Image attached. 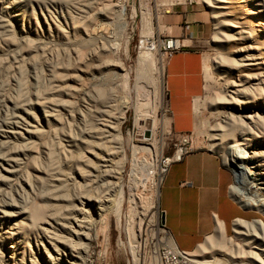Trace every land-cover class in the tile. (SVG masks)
Returning a JSON list of instances; mask_svg holds the SVG:
<instances>
[{
	"label": "rangeland",
	"instance_id": "374dc122",
	"mask_svg": "<svg viewBox=\"0 0 264 264\" xmlns=\"http://www.w3.org/2000/svg\"><path fill=\"white\" fill-rule=\"evenodd\" d=\"M83 1L90 5L87 14L80 12ZM112 2L118 5L124 3L126 6L128 14L125 16L126 27L124 30H119L120 28L115 26H107L105 22L110 19L102 14H99L97 20L87 21L92 14L102 10L105 0H19L18 7L22 13L26 14L24 19L13 22L11 30L0 29V98L6 96L18 100L20 104L29 105L31 101L35 100V96L41 98L46 94L49 95L48 92L50 87L52 88V80L56 72L60 71L65 74L69 67L74 66L75 58L78 55H83L89 72L98 78L96 83L89 82L91 78L89 81L86 79L80 86L87 87L88 92L95 98L96 107L102 108L104 103L112 102L116 104L115 106L118 105L115 107L112 104L114 115L120 116L124 113V121L120 130L121 135L125 139L127 138L128 145H125V149L123 148L125 155L122 152L119 155L120 158H117V160L123 161L122 163L119 160L117 162V165L121 166H116L113 171H107L108 176L111 174L115 180L119 179V183H121L119 186L123 185L122 189L116 187V190H113L114 199L117 198L118 202L121 201L119 204L121 206V211L119 207L120 218L117 219L114 209L103 216L93 215L95 227L88 246L92 264H129L131 252L128 229L133 228L137 234L142 223L147 220L143 218V203L135 195L139 193L142 195V199L147 201L154 197L157 203L158 191L165 173L164 160L172 156L180 143H184V140L173 133L167 114H165L167 113L166 94L164 81L162 82L159 73L160 58L164 54L160 53L158 43L153 40L158 36L177 37L182 44H189L203 54L204 85L201 95L194 104L195 128L189 135L191 144L195 149L216 154L231 172L233 182L229 192L241 208V218L249 221L259 219L264 222L262 212L245 207L234 193L233 188L237 186V183L232 168L225 163L224 155L219 152L220 150L210 146L213 128L221 118L218 115L219 112L209 106V102L212 95V97L217 96L218 92L216 93V91L220 89L223 90H220L221 93L225 91L220 81L222 74L220 62L224 56L220 60L219 57L224 53L229 58L233 57L231 47H224L219 41L218 20L212 16L209 7L202 0H112ZM145 5L151 9L150 16L154 36L152 34L147 45L144 46L142 43L143 20L146 13L142 7ZM133 7L136 9V15L132 12ZM9 10L11 13L16 11L14 4ZM115 10L117 9L115 8ZM180 12L183 14L198 13L202 27L194 41H182L185 36L181 33V25L187 24L183 21L181 23L174 22L176 18L178 19L177 14ZM30 13H32V17L28 16ZM81 14L86 17H81ZM46 17L53 21L62 18H67L71 22L79 20L81 25L89 24V26L86 30L82 26L81 35L73 38L66 33L60 34L48 29ZM102 30L111 36L112 41L109 44L114 45L111 48L113 50L106 48V44L99 37V32ZM153 43L156 46L154 55H152L153 53L144 54V51H149L148 48L154 45ZM166 57L167 55H164V64ZM63 87L55 96L60 102L58 120L53 122L51 127H41L42 130L38 134H31L29 138L23 139V144L30 143L31 147L33 146L31 153L25 156V167L31 173L33 188L29 189L24 185L26 188L19 193L23 192V196L25 194V198L29 200L26 205L28 204L36 211H41V217L48 215L49 209L54 212L55 220L59 223L56 232L62 238H66L69 237L72 219L76 214V197L87 192L101 195L104 192V185H106L104 177L108 178V176L103 177L104 174L98 170L97 165L92 168L81 163L79 158L82 149L78 148L77 151L75 147L72 151L68 150L65 140L70 135L72 136V133L73 136L76 134L79 136L78 129L84 125L82 122L79 123L80 114L83 112L84 101L88 100L77 88L78 85L73 91L71 89L63 91L67 88ZM44 93L45 95H43ZM144 93H148L150 96H146ZM221 93L218 94L221 95ZM154 110L157 117L156 163L153 166L143 164L142 166L137 164V161L140 157H147L149 151L144 148L139 149L136 144L141 138H149L150 135L146 136L147 131H145L142 136L141 125L137 118L152 114L151 111ZM38 115L41 120L40 113L35 111L34 116ZM121 119L123 120V118ZM150 122L152 123V120L149 119L148 125H151ZM64 149H66V153L62 151ZM79 165L80 169H85H83L84 172L82 171L83 178L79 175ZM42 169H50L52 181L46 180V175L44 176L40 172ZM35 173L36 176L33 175ZM76 179L78 180L76 181ZM120 189L124 191L121 192L123 196L120 194ZM14 192L10 187L5 188L4 191L9 197H14L15 205H17L18 195ZM12 207L16 210V206ZM15 220L27 225L24 227L25 232L29 234L27 253H34L35 242L40 237L37 233H32L34 230L29 225L30 219L25 216L11 219V221ZM41 224L43 222L39 223V225ZM7 225L8 223H4L3 227L6 229ZM134 240L136 239L134 238ZM223 240L225 246L229 244L228 247H225L228 250H224L226 254L223 251L216 252L215 256L217 257L221 255L230 257V251H234L242 242L239 235L232 229L228 231ZM120 241L123 243L122 245ZM231 255H233L232 252ZM231 263L249 264L247 260L240 258L232 260Z\"/></svg>",
	"mask_w": 264,
	"mask_h": 264
},
{
	"label": "bare ground",
	"instance_id": "6f19581e",
	"mask_svg": "<svg viewBox=\"0 0 264 264\" xmlns=\"http://www.w3.org/2000/svg\"><path fill=\"white\" fill-rule=\"evenodd\" d=\"M202 1L209 7L212 16L218 20L219 41L224 47H231L233 52L232 58H229L226 53L220 54L221 57H219L220 60L224 56L220 62L222 67L220 81L225 91L222 93L220 91L222 89L216 91V93L220 92L221 95L215 93L217 96L212 97V95L209 102V106L218 111L221 118L213 128L210 146L218 148L219 152L224 155L225 163L232 168L237 183V186L233 188L234 193L242 204L264 214V0ZM17 2L19 0H0L1 30H11L13 22L24 19L26 14L20 11ZM13 4L16 11L11 13L9 8H12ZM89 8L90 5L83 1L80 12L87 14ZM142 8L146 13L143 20L142 40L145 46L153 34V23L149 6L145 5ZM32 11L35 15L34 10ZM132 12L136 15L134 7ZM83 14L80 16L86 17ZM99 14L110 19V21L105 22L107 26H115L120 28L119 30H124L126 27L125 16L128 13L124 3L118 5L112 0H105L102 10L92 14L87 21L97 20ZM28 16L32 17V13ZM45 21L48 29L60 34L66 33L73 38L81 35L82 26L84 30L88 29L89 26V24L81 25L79 20L71 22L67 18L53 21L46 17ZM99 34V37L106 44V48L110 50L114 46L109 44L112 41L111 36L107 35L104 30L100 31ZM176 43L177 45L182 44L178 39ZM148 49L149 51H144V54L153 53L152 55H154L155 44ZM74 63V66L69 67L71 69L68 68L69 71L66 70L65 74L60 73V71L56 72L53 76L52 88L50 87L48 92L49 95H45V92L44 97L42 95L41 98L35 96V100L31 101L29 105L20 104L18 100L6 96L0 98V264H92L88 246L95 227L93 215L103 216L114 209L117 219L120 218L121 206L119 204L121 201L118 202L117 198L114 199L113 190L116 187L119 189L123 185L119 186L121 184L119 179L115 180L110 173L108 176L107 171H113L116 166L120 165H117V162L120 161L117 158L122 154L125 145H128L127 138L125 139L121 135L120 130L124 121V113H119L120 116L114 115L115 111L112 112V104L114 103L112 102L104 103L102 108L96 107L95 98L88 92L87 87H82L80 84L86 79L89 81V78H91L89 82L96 83L98 77L89 72L83 55H78ZM164 69V55H162L159 67L162 82L164 81ZM63 86L67 87L63 91L68 89L73 91L77 87L88 100L84 101L83 112L80 114L79 123L82 122L84 125L83 127L78 125L80 127L78 129L79 136L78 134L73 136L72 133V136L69 134L70 137L65 140L68 150L72 151L75 147L77 151L78 148L82 149V151L79 150L82 152L79 158L81 163L92 168L97 165L98 170L104 174L103 177L108 176V178L104 177L105 182H103L106 185L103 184L105 188L101 195L87 192L76 197V214L72 219L69 237L66 238H62L56 232L59 223L55 220L54 212L49 209L48 215L41 217V211H36L28 204L26 205L29 200L25 198V194L23 196V192L22 194L19 193L26 188L25 186H28L29 189L33 188L31 173L25 167V156L31 153L33 146L31 147L30 143L28 145L23 144V139L29 138L31 134H38L42 130L41 127H51L52 123L58 120L60 102L55 96ZM144 95L148 96L149 94L144 93ZM35 111L40 113L41 120L39 115L34 116ZM151 113L137 118L141 125L142 136L145 131H147L146 136L150 135L149 138H141L136 144L139 149L144 148L149 151L147 157H140L137 161L139 165L153 166L156 163L157 117L155 110ZM149 119L152 120L151 125H148ZM91 124L92 126H90ZM133 145L135 146V144ZM132 148L134 147L132 146ZM65 150L62 151L65 152ZM64 155L66 156V154ZM170 160L171 158H166L164 164ZM137 164L135 165L137 166ZM161 165L163 166V162ZM83 169L78 170L82 178ZM137 170L139 169L137 168ZM40 172L44 176L46 175L47 181H52L50 169H42ZM33 175L36 176V173ZM7 187L12 188V191L17 193V205H15L13 196L9 197L4 193ZM121 189L119 191L123 196ZM137 190L139 191V189ZM135 196L142 201L144 206L143 218L147 220L142 223L137 234L133 228L128 229L131 252L129 264H141V258L137 253L139 241L149 231L155 235L163 231L162 242L171 252L181 255L182 253L174 244L168 231L158 227L160 209L156 199L151 197L148 201L144 198L143 200L139 193ZM12 206H16V210ZM156 213L158 214L156 215ZM49 215L51 216L49 217ZM19 216L29 218V225L34 230L32 233L35 232L40 237L35 242L34 253H27L29 234L25 232L24 228L27 225L18 222V220L11 221L13 217ZM40 222L43 224L39 225ZM4 223H8L6 229L3 227ZM234 231L239 235L242 242L234 249V251L237 250L235 251L237 253L230 251L231 258L222 255L215 256L216 252L228 250L225 247H228L229 244L225 246L223 240L225 237L223 228L220 229L219 234L206 237L204 242H201L193 251L186 252V255L193 261H211L215 264H232L231 261L237 258L245 259L249 264H264V222L259 219L250 221L237 219L234 222ZM120 244L123 243L120 241Z\"/></svg>",
	"mask_w": 264,
	"mask_h": 264
},
{
	"label": "crops",
	"instance_id": "0c3cea01",
	"mask_svg": "<svg viewBox=\"0 0 264 264\" xmlns=\"http://www.w3.org/2000/svg\"><path fill=\"white\" fill-rule=\"evenodd\" d=\"M182 41H194L202 24L198 13L177 14ZM164 90L169 125L175 134L195 128L194 104L203 91V54L189 44L171 52L165 61ZM231 172L209 151L194 149L173 161L157 195L165 226L176 247L191 252L223 228L226 235L242 219L241 208L230 195Z\"/></svg>",
	"mask_w": 264,
	"mask_h": 264
},
{
	"label": "built area",
	"instance_id": "2783aa9c",
	"mask_svg": "<svg viewBox=\"0 0 264 264\" xmlns=\"http://www.w3.org/2000/svg\"><path fill=\"white\" fill-rule=\"evenodd\" d=\"M177 39V37L173 36H158L157 39L154 38L153 40L158 43L160 53L168 56L171 52L179 49L182 46V44L177 45ZM175 135L184 140V143H180L179 147L175 149V152L172 154V156L168 157L171 158V160L165 164V173L170 163L180 160L184 155L195 149L193 148L189 138L190 133H181ZM162 216L163 212L160 210L158 227L165 231L167 228L165 223L162 222ZM162 235L164 236L163 231L159 232L157 235L153 234L152 231H149V233L145 234V237L139 241L137 253L141 258V264H215L211 261H193L186 255L187 251H182L180 249L179 250L182 253L181 255L174 254L162 242Z\"/></svg>",
	"mask_w": 264,
	"mask_h": 264
},
{
	"label": "water",
	"instance_id": "95a60500",
	"mask_svg": "<svg viewBox=\"0 0 264 264\" xmlns=\"http://www.w3.org/2000/svg\"><path fill=\"white\" fill-rule=\"evenodd\" d=\"M162 222H164V216H162Z\"/></svg>",
	"mask_w": 264,
	"mask_h": 264
}]
</instances>
